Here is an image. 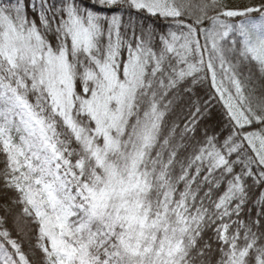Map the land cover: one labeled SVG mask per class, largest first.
<instances>
[{
    "label": "snow or ice",
    "instance_id": "6c2138e0",
    "mask_svg": "<svg viewBox=\"0 0 264 264\" xmlns=\"http://www.w3.org/2000/svg\"><path fill=\"white\" fill-rule=\"evenodd\" d=\"M0 264H264V0H0Z\"/></svg>",
    "mask_w": 264,
    "mask_h": 264
},
{
    "label": "trees",
    "instance_id": "16d2710c",
    "mask_svg": "<svg viewBox=\"0 0 264 264\" xmlns=\"http://www.w3.org/2000/svg\"><path fill=\"white\" fill-rule=\"evenodd\" d=\"M235 3H241L243 0H234Z\"/></svg>",
    "mask_w": 264,
    "mask_h": 264
}]
</instances>
